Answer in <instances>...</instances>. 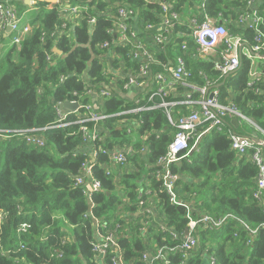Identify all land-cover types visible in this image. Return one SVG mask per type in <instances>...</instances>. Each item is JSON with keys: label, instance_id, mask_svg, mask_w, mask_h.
Returning a JSON list of instances; mask_svg holds the SVG:
<instances>
[{"label": "trees", "instance_id": "1", "mask_svg": "<svg viewBox=\"0 0 264 264\" xmlns=\"http://www.w3.org/2000/svg\"><path fill=\"white\" fill-rule=\"evenodd\" d=\"M25 1L0 0L15 7L29 27L19 45H7L0 54V264H101L91 251L95 230L86 217L89 204L84 187L75 186L81 165L91 161L81 150L85 148L82 126H96L100 137L90 146L97 152L92 175L101 185L91 195L92 214L115 228L126 264H143V253L154 254L160 248L168 264H203L209 255L216 264H264V201L253 197L257 176L250 159L253 150L238 154L227 132L263 138L257 128L264 132V83L260 93L247 87L250 62L244 57L237 72L221 77L216 57L197 55L190 25L192 18L201 23L205 15L221 23L226 20L229 34L253 43L251 30L235 26L237 15L245 9L243 0H123L120 5L110 0H59L57 4L29 0L35 3L31 6ZM60 5L79 8V16L59 12ZM161 5L178 19L164 33L166 41L157 44L153 37L160 32L156 28L163 15ZM119 6L133 11L128 24L155 60L149 65L147 82L182 57L189 83L217 89L222 105L234 104L255 125L240 121L235 126L225 118L223 132H208L192 155L185 152L169 165L178 176L177 203L170 201L163 181L155 177L157 171H164L157 161L177 132L165 109L158 106L161 100L147 102L156 84L139 105L117 91L109 98L99 94L105 87L122 91L143 62L133 58L134 43H121L114 30ZM259 10L264 17V0ZM90 18L95 19L92 25ZM148 24L153 28L147 30ZM4 40L0 34V42ZM169 89L163 101L174 103L167 110L175 122L195 107L180 104L181 87ZM69 101L88 104L106 118L76 124L79 116L87 114L79 109L67 115L69 125L58 127L54 107ZM140 106L151 109L129 113ZM31 129L38 130L44 146L28 144L13 133ZM203 130L204 126L199 128ZM196 141L193 138L189 147ZM128 147L133 154L127 155L126 163L113 165L109 152ZM204 215L228 218L212 231L198 225L192 233L197 247L188 252L179 249L190 218ZM238 221L256 229V235L251 237ZM22 224L29 230L18 234ZM105 264H110L107 258Z\"/></svg>", "mask_w": 264, "mask_h": 264}, {"label": "built area", "instance_id": "2", "mask_svg": "<svg viewBox=\"0 0 264 264\" xmlns=\"http://www.w3.org/2000/svg\"><path fill=\"white\" fill-rule=\"evenodd\" d=\"M111 2L120 5L123 0H110ZM262 0H243L245 9L239 13L235 19V26L243 29H249L253 32V43H249L243 39L242 36H234L229 34L227 27L224 23L217 22L216 19L205 15L204 20L201 23L195 21L194 18L190 20L192 27V38L197 46L196 52L200 57H207L212 55L216 57V70L221 74V77L237 72L241 67V59L244 57L250 62L248 71L247 87L253 88L255 93L262 91L261 87L264 83V17L261 15L259 6ZM59 0H56L57 4ZM61 6V5H60ZM163 15L161 23L158 25L159 33L153 37V41L157 44L166 41L164 33H167L168 29L173 26V20H177L178 16L175 13L167 14L165 5H161ZM59 12L67 14H77L79 8L77 7H65L61 6ZM133 11L126 9L124 6H119L116 15L118 18L115 31L119 36L121 43H134V48L137 51L133 55V58H139L142 60V64L139 66L138 73L129 78L122 86V91L128 92L131 90L142 89L145 94H148L152 90V86L156 84V89L153 90L147 99V102H152L155 98H159L161 103L158 104L166 111V115L177 132L175 133L173 140L168 145L165 155L160 157L157 161V165L163 168L164 171H157L155 177L163 181V187L170 197V201L177 203V196L174 191V183L176 182L177 175L172 174L168 167L180 160L181 154L189 152L192 147H189V142L193 138H198L201 134L208 133L210 131L223 132L224 119L229 120L237 119L238 123L244 121L252 126H255L248 118L242 115L236 106L232 103L228 105H222L219 101V91L215 88L206 86H196L188 82L190 73L188 72L185 61L182 57H178L175 60L173 66L165 67L164 71L157 73L153 76L151 84H147L148 87L142 88L144 83H147L146 77L148 76L149 65L155 62L152 54L149 50L145 49L140 42L137 41V31L131 29L128 24V20L133 16ZM89 24H94L95 19L90 18ZM65 24L63 25V27ZM10 29L9 31L7 29ZM153 26L148 24L147 30L152 29ZM29 32L27 24L23 23V18L18 14L15 7L9 3H0V34L6 37H11V44L19 45L22 37ZM108 43H104L102 48H106ZM184 49L185 46H182ZM179 86L184 91V99L180 104L195 107L187 116L181 117L177 121L173 122L170 118L167 108L174 103L164 102L163 99L168 94L169 88ZM99 92L101 97L109 98L114 95L115 89L111 90L109 87H105ZM196 96L197 98H194ZM70 103H78L77 101H69ZM140 99L136 100V104L139 105ZM79 109L86 111V116H79L80 120L76 121V124L83 125L86 122L97 123L99 120H103L105 116L96 115L90 105H80L78 103V109L74 112L77 113ZM151 107H137L131 110L129 113H139L144 110H149ZM57 115L58 127H64L69 125L66 123L67 115L74 113H65L62 108V104L59 103L54 107ZM137 123V122H135ZM204 126V130L199 132V128ZM130 127V125H129ZM259 133L263 136L262 139L250 138L235 134L231 131L229 137L231 140V147L238 154H245L248 150H253L250 159L252 163L257 167L256 176V189L253 193V197L258 200L264 201V157L262 149L264 147V132L257 128ZM128 133L131 129L128 128ZM18 136L24 137L28 144H33L39 147L44 146L43 139L39 136L38 130L31 129L27 131H15L13 132ZM82 142L85 147H92V144L100 137L97 132L96 126L93 129H88L86 126L81 127ZM254 139L259 140V143H255ZM90 147V148H91ZM133 154L132 148L128 147L125 151L115 150L109 152V159L115 166H122L127 161V155ZM91 161H85L81 165V175L76 177L75 186L84 187V195L89 204V211L86 217H89L93 222L95 238L90 242L91 251L95 254L101 264H105V259L109 260L110 264H126L123 251L117 242V236L115 228L110 227L108 223L102 222L92 214V208L94 204L91 200V195L100 191V182L93 178L92 169L94 167V160L96 159L97 152L91 149ZM108 174V173H107ZM144 203L141 202L142 206ZM149 210V209H148ZM228 216H222L214 218L210 215H204L199 219L190 218L186 229L188 235L183 233L182 243L179 245V249L188 252L194 250L198 241L192 234L198 225L209 230H215L220 228ZM241 226L246 229L251 237L256 235V229H250L244 222L238 221ZM264 228V223L262 224ZM185 229V230H186ZM29 230V225L22 224L17 227L18 234H25ZM176 237V235H172ZM251 240L247 241V245ZM164 249H158L154 254L143 253L141 260L143 264H155L157 261H161L164 264H168L164 256ZM58 257H61V253L55 251ZM180 264H186L181 262ZM207 264H216V259L213 256L207 257Z\"/></svg>", "mask_w": 264, "mask_h": 264}, {"label": "water", "instance_id": "3", "mask_svg": "<svg viewBox=\"0 0 264 264\" xmlns=\"http://www.w3.org/2000/svg\"><path fill=\"white\" fill-rule=\"evenodd\" d=\"M46 1H47L48 3H50V4H54V3H56V0H46ZM29 2H30L29 0H26V1H25L26 4H29ZM7 30L9 31L10 29L8 28ZM230 75H232V73L226 75V77H228V76H230ZM62 108H63V111H64L65 113H74V112L78 109V103H70V102H66V103H64V104L62 105ZM232 124H234L235 126H237V125H238V121H237V119H233V120H232ZM203 137H204V135L200 136V137L197 139L196 143L194 144V146L190 149V151H189V153H188L189 156L192 155V154L198 149L199 143H200V141L202 140ZM254 142H255V143H259V140L254 139ZM187 235H188V230L186 229V230H185V236H187ZM5 256H6V257H9V256H8V253H6Z\"/></svg>", "mask_w": 264, "mask_h": 264}, {"label": "crops", "instance_id": "4", "mask_svg": "<svg viewBox=\"0 0 264 264\" xmlns=\"http://www.w3.org/2000/svg\"><path fill=\"white\" fill-rule=\"evenodd\" d=\"M35 3L34 2H29V4H27L28 6H31V5H34ZM25 16V15H24ZM22 18L24 19V17L22 16ZM69 22V21H68ZM5 37V40L6 39H8V37H6V36H4ZM116 75H117V73H115ZM152 80V79H151ZM151 84L152 83V81H150V82H145L144 83V86H142V88L144 89V88H146V87H148V85L147 84ZM114 84V82H112V85ZM114 86V85H113ZM170 90V89H169ZM169 90H168V92H169ZM115 91H117V92H120V93H122L123 94V96L124 97H126L127 99H130V100H135V103H136V100L137 99H142L143 97H144V91H142V92H137V91H135V90H133V91H129V92H122V91H120L118 88H116L115 87ZM94 102H95V100H94ZM96 103V102H95ZM239 124V123H238ZM205 134H207V133H204V134H201L200 136H202V135H204L205 136ZM199 136V137H200ZM198 137V138H199ZM197 138V139H198ZM82 151H84L85 153H88L89 154V156L91 155V148L90 147H85L84 149H81ZM177 178H178V176H177ZM205 260L203 261V264H207V257H205L204 258Z\"/></svg>", "mask_w": 264, "mask_h": 264}, {"label": "rangeland", "instance_id": "5", "mask_svg": "<svg viewBox=\"0 0 264 264\" xmlns=\"http://www.w3.org/2000/svg\"><path fill=\"white\" fill-rule=\"evenodd\" d=\"M18 14L20 15V12L19 11H18ZM76 16H79V15L77 14ZM11 39H12V36L9 37L8 39L4 40L3 42H0V54L3 53V50L5 49V47L7 45H10L11 44ZM130 169H131V166H129L127 170H130Z\"/></svg>", "mask_w": 264, "mask_h": 264}, {"label": "bare ground", "instance_id": "6", "mask_svg": "<svg viewBox=\"0 0 264 264\" xmlns=\"http://www.w3.org/2000/svg\"><path fill=\"white\" fill-rule=\"evenodd\" d=\"M9 256V255H8Z\"/></svg>", "mask_w": 264, "mask_h": 264}]
</instances>
